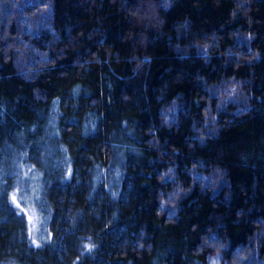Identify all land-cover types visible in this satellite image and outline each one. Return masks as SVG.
<instances>
[{"label":"trees","instance_id":"trees-1","mask_svg":"<svg viewBox=\"0 0 264 264\" xmlns=\"http://www.w3.org/2000/svg\"><path fill=\"white\" fill-rule=\"evenodd\" d=\"M0 264H264V0H0Z\"/></svg>","mask_w":264,"mask_h":264},{"label":"snow or ice","instance_id":"snow-or-ice-1","mask_svg":"<svg viewBox=\"0 0 264 264\" xmlns=\"http://www.w3.org/2000/svg\"><path fill=\"white\" fill-rule=\"evenodd\" d=\"M12 201H13V203H15L17 205V207H20V203L17 201V197L15 194H13V196H12ZM22 211H23V209H22ZM32 220H33V216L30 215L29 216V222L31 223Z\"/></svg>","mask_w":264,"mask_h":264}]
</instances>
